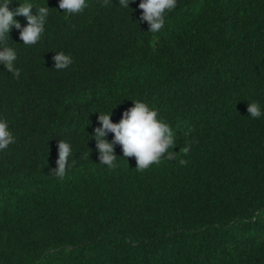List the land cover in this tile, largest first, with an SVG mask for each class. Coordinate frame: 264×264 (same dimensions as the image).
<instances>
[{
    "label": "trees",
    "instance_id": "1",
    "mask_svg": "<svg viewBox=\"0 0 264 264\" xmlns=\"http://www.w3.org/2000/svg\"><path fill=\"white\" fill-rule=\"evenodd\" d=\"M58 2L46 0L36 45L10 30L19 78L0 65V117L16 137L0 152V264H264V116L247 113L264 107V0H177L156 34L140 0H88L67 17ZM57 51L72 58L64 70ZM137 99L180 153L140 171L117 144V166L100 165L97 112L114 108L117 123ZM58 140L75 159L62 179Z\"/></svg>",
    "mask_w": 264,
    "mask_h": 264
},
{
    "label": "clouds",
    "instance_id": "2",
    "mask_svg": "<svg viewBox=\"0 0 264 264\" xmlns=\"http://www.w3.org/2000/svg\"><path fill=\"white\" fill-rule=\"evenodd\" d=\"M14 0H0V65L14 78H19L20 68L16 66L18 59L17 48L12 45L9 33L12 28L19 32V39L23 46L36 45L45 33L50 9L46 6L37 7L33 0H15L18 6L12 10L10 5ZM133 0H118V7L128 9ZM103 5H112L111 0H103ZM88 7V0H59L58 8L63 10L67 17L79 14ZM177 7V0H140L138 8L142 10L140 21L148 24V32L159 33L165 25L168 13ZM35 8L33 13L31 10ZM22 16L26 21L24 26L14 19ZM11 42V43H9ZM54 68L57 71L66 69L71 63V56L62 51L54 52ZM132 106L121 113L119 122L110 121L114 108L103 113H98L99 126L93 129L91 139L95 141L98 152L99 164L109 169L116 167L117 156L114 155L113 146L119 145L123 158L134 157L136 170H145L152 164H157L161 159L176 160L180 153H173L177 145L176 133L164 120L158 117V110L142 100H133ZM247 113L253 119L264 116V107L258 101L247 102ZM108 133L112 134V141L106 139ZM187 135V133H185ZM16 143V137L10 129L9 122L0 117V152L5 151L10 145ZM58 157L51 175L62 179L66 171L75 164L73 159L72 144L67 140H58ZM191 150L190 144H185L182 151L187 155ZM180 165H185L186 160H179Z\"/></svg>",
    "mask_w": 264,
    "mask_h": 264
}]
</instances>
